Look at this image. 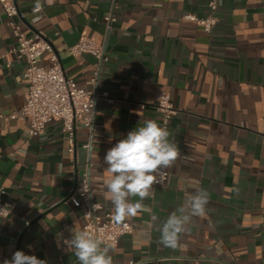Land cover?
Wrapping results in <instances>:
<instances>
[{"label": "crops", "instance_id": "1", "mask_svg": "<svg viewBox=\"0 0 264 264\" xmlns=\"http://www.w3.org/2000/svg\"><path fill=\"white\" fill-rule=\"evenodd\" d=\"M210 1L15 0L24 30L52 44L67 76L112 98L97 101L92 138L78 125L72 153L60 120L30 134L27 62L14 51L0 0V115L16 113L0 118V199L11 209L0 216V264L17 250L79 264L69 240L86 219L71 193L90 163L94 198L114 211L106 152L145 120L163 127L157 103L165 90L177 107L166 129L180 155L165 169V185H153L143 209L125 220L134 231L109 247L113 264L264 263V0H216L209 33L186 15L209 16ZM110 12L116 20L108 24ZM83 35L104 45L100 62L69 51ZM42 64L52 65L51 51ZM200 191L205 214L186 225L176 249L165 247L161 225Z\"/></svg>", "mask_w": 264, "mask_h": 264}, {"label": "built area", "instance_id": "2", "mask_svg": "<svg viewBox=\"0 0 264 264\" xmlns=\"http://www.w3.org/2000/svg\"><path fill=\"white\" fill-rule=\"evenodd\" d=\"M5 11L9 17V23L13 34L17 39V46L14 49L19 58L27 62L25 76L29 79V95L26 103L22 107L24 115L30 123V134L37 135L54 120L62 121L63 130L68 136L69 150L76 152V130L78 125L84 126L92 138L95 129V109L99 98H106L112 101L108 92L100 93L96 89L79 86L78 83L67 76L59 54L54 51L50 42L39 35L28 34L22 22L18 20L21 13L15 0H1ZM211 14L200 18L194 14L186 17L198 21L205 30L212 32L218 23L215 11L218 8L216 0L209 3ZM42 6L36 7L35 11L40 12ZM108 24L116 19L112 12L105 17ZM47 51L52 52V65L47 67L42 64V58ZM74 55L84 53L95 56L100 62L103 59L105 47L102 43L93 38L83 35L77 43L69 48ZM99 71L94 72L91 83L96 84ZM157 110L163 115V127H167L173 115L177 112V107L169 91L162 92L157 103ZM16 113L11 115H0V118H15ZM84 144L92 147V140ZM169 171L163 169L157 175V182L154 185H165L169 178ZM71 199L75 207L81 208L86 219L84 231L102 239L108 247H116L123 235L134 231L133 225L129 221L117 223L113 219L114 211L103 212L104 205L96 200L92 191V177L90 163L83 174L82 179L77 183ZM11 209L0 199V216L8 217ZM264 264V263H260Z\"/></svg>", "mask_w": 264, "mask_h": 264}, {"label": "clouds", "instance_id": "3", "mask_svg": "<svg viewBox=\"0 0 264 264\" xmlns=\"http://www.w3.org/2000/svg\"><path fill=\"white\" fill-rule=\"evenodd\" d=\"M171 133L156 120H145L142 125L128 132L105 155L107 170L112 173L106 188L114 206L113 219L117 223L134 217L142 210L143 201L152 195L157 175L174 165L180 155L179 146L170 141ZM90 145H86L88 150ZM132 197H139L135 202ZM208 204L204 191L189 195L185 204L172 212L160 227V242L165 247L176 249L181 234L193 217L203 216ZM79 264H113L109 247L104 241L87 231L74 233L69 240ZM3 264H47L35 255L22 250L13 253Z\"/></svg>", "mask_w": 264, "mask_h": 264}]
</instances>
